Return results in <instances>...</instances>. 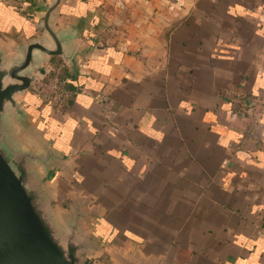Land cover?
Segmentation results:
<instances>
[{"label":"crops","instance_id":"0c3cea01","mask_svg":"<svg viewBox=\"0 0 264 264\" xmlns=\"http://www.w3.org/2000/svg\"><path fill=\"white\" fill-rule=\"evenodd\" d=\"M22 1L0 0L1 48L42 33L53 0ZM72 23L75 67L50 57L19 97L27 145L64 157L53 205L93 214L92 232L110 206L145 264H264V0H62L54 25ZM61 64L75 78L56 111L40 89Z\"/></svg>","mask_w":264,"mask_h":264},{"label":"water","instance_id":"95a60500","mask_svg":"<svg viewBox=\"0 0 264 264\" xmlns=\"http://www.w3.org/2000/svg\"><path fill=\"white\" fill-rule=\"evenodd\" d=\"M61 2L43 3V16L36 21L42 33L0 47V264H84V254L100 242L86 225L93 214L80 205L69 211L53 205L49 181L64 157L54 145H27V139L39 137L35 117L19 98L39 89L50 57L75 67L83 52L75 40L84 24L54 25Z\"/></svg>","mask_w":264,"mask_h":264},{"label":"rangeland","instance_id":"374dc122","mask_svg":"<svg viewBox=\"0 0 264 264\" xmlns=\"http://www.w3.org/2000/svg\"><path fill=\"white\" fill-rule=\"evenodd\" d=\"M109 208L98 220L94 229V233L100 241L98 248L92 250L88 255L84 254V264H145L142 258L135 256L134 247L137 246V243L134 239H138L134 237V234L128 235L125 229L121 230L113 225ZM124 221H127V217ZM138 244L143 245V242H138Z\"/></svg>","mask_w":264,"mask_h":264},{"label":"built area","instance_id":"2783aa9c","mask_svg":"<svg viewBox=\"0 0 264 264\" xmlns=\"http://www.w3.org/2000/svg\"><path fill=\"white\" fill-rule=\"evenodd\" d=\"M26 3L27 2L23 0L22 3H20V5L18 6L19 9H24ZM64 66V64H61L59 66L52 65L50 66V70L58 74V72L61 71ZM40 93L44 100L49 102L51 105L55 103L62 104L64 99L69 94L66 89L59 85L58 76L49 83H44V85L41 86Z\"/></svg>","mask_w":264,"mask_h":264},{"label":"trees","instance_id":"16d2710c","mask_svg":"<svg viewBox=\"0 0 264 264\" xmlns=\"http://www.w3.org/2000/svg\"><path fill=\"white\" fill-rule=\"evenodd\" d=\"M57 76H58L59 85L62 86L64 89H66L69 92L68 96L64 99L62 104H57V103L52 104L53 108L56 111H62L66 107V105L69 102L70 97L72 95L70 90H71V87L73 88L74 86L72 85L70 79H74L75 77L74 76L71 77V74L69 72H67V71H64V69L59 71ZM236 98H237L236 99V103L238 105V108L241 109V110L242 109L244 110L246 104L244 102L243 96L238 95Z\"/></svg>","mask_w":264,"mask_h":264}]
</instances>
